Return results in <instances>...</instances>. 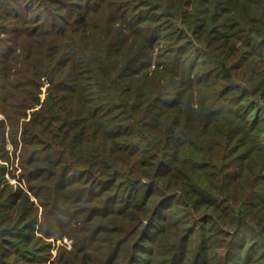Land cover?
<instances>
[{"label": "trees", "instance_id": "1", "mask_svg": "<svg viewBox=\"0 0 264 264\" xmlns=\"http://www.w3.org/2000/svg\"><path fill=\"white\" fill-rule=\"evenodd\" d=\"M263 106L264 0H0V264H264Z\"/></svg>", "mask_w": 264, "mask_h": 264}, {"label": "rangeland", "instance_id": "2", "mask_svg": "<svg viewBox=\"0 0 264 264\" xmlns=\"http://www.w3.org/2000/svg\"><path fill=\"white\" fill-rule=\"evenodd\" d=\"M262 108H263V110H261V116L264 117V106ZM261 134L262 135H261L260 141H261V143L263 141V144H264V129L262 130ZM7 146H8V149H10V150L12 149V144L11 143L8 142ZM11 182H13V183L16 182V179L15 178H11ZM62 243H68L69 247H71V240H69V239H65L64 241H61L59 239L58 240V244H62Z\"/></svg>", "mask_w": 264, "mask_h": 264}]
</instances>
